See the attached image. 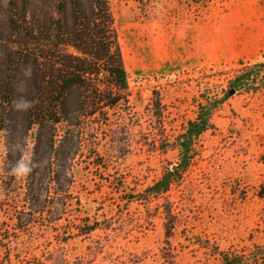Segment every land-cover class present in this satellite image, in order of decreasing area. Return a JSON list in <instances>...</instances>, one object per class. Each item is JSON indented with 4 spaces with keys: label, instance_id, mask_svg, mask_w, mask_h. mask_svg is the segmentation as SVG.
<instances>
[{
    "label": "rangeland",
    "instance_id": "obj_1",
    "mask_svg": "<svg viewBox=\"0 0 264 264\" xmlns=\"http://www.w3.org/2000/svg\"><path fill=\"white\" fill-rule=\"evenodd\" d=\"M108 4L127 101L79 130L71 199L56 221L33 214L18 228L25 180L3 169L7 133L0 131V264H218L210 246L247 254L264 245V90L224 98L229 80L264 59V0ZM11 5L0 0V56L19 42ZM8 81L17 88L24 76ZM206 98L224 99L190 165L160 197L129 201L176 169L177 151L159 146L184 131ZM56 132L58 140L65 127ZM85 222L100 226L80 235Z\"/></svg>",
    "mask_w": 264,
    "mask_h": 264
},
{
    "label": "trees",
    "instance_id": "obj_2",
    "mask_svg": "<svg viewBox=\"0 0 264 264\" xmlns=\"http://www.w3.org/2000/svg\"><path fill=\"white\" fill-rule=\"evenodd\" d=\"M12 2L15 19L9 20V24H15L19 42L16 51L4 50L0 56V98H3L1 102L5 99L4 106L9 107L8 110L0 108V131L7 133L6 146H9L3 169L7 173L19 156L10 146L26 137L30 130H35L31 131L34 159L46 161L24 179L26 211L21 215L25 219L17 220L18 228H24L33 214H51L52 221L60 219L61 211L71 199L70 168L81 146L77 138L79 130L87 127L86 119L104 117L108 110L126 102L128 95L126 72L108 0ZM27 13L30 14L29 24L22 28L20 24H26ZM25 66H31V77H24L21 86L13 87L8 80L20 76ZM227 87L224 98L230 91L264 90V59L244 66L229 80ZM11 93L17 97L12 98ZM21 96L33 105L25 113L15 112L11 107ZM223 99L206 98L204 104H198L195 118L187 122L180 135L172 142H161L162 152L177 151L179 163L176 169L165 170L159 180L130 196L129 201L146 205L177 182L194 158L199 136L211 128L212 113ZM60 126L65 127V132L56 140ZM70 129H75L76 136ZM86 223L78 234L87 235L100 226L96 222ZM209 249L219 257L218 264L264 263V245L253 246L247 254L220 250L214 245Z\"/></svg>",
    "mask_w": 264,
    "mask_h": 264
},
{
    "label": "clouds",
    "instance_id": "obj_3",
    "mask_svg": "<svg viewBox=\"0 0 264 264\" xmlns=\"http://www.w3.org/2000/svg\"><path fill=\"white\" fill-rule=\"evenodd\" d=\"M22 75L25 78H30L32 74L31 66L22 68ZM32 102L23 96L13 101L12 110L18 113H25L32 107ZM9 146H5L4 151L7 152ZM11 149L19 154L15 163L10 167L8 175L16 179L27 178L35 168L46 163L45 160L36 161L34 154L28 146L27 137L22 138L19 142L12 144Z\"/></svg>",
    "mask_w": 264,
    "mask_h": 264
},
{
    "label": "water",
    "instance_id": "obj_4",
    "mask_svg": "<svg viewBox=\"0 0 264 264\" xmlns=\"http://www.w3.org/2000/svg\"><path fill=\"white\" fill-rule=\"evenodd\" d=\"M230 94H233V91H230ZM173 169H175V167Z\"/></svg>",
    "mask_w": 264,
    "mask_h": 264
}]
</instances>
